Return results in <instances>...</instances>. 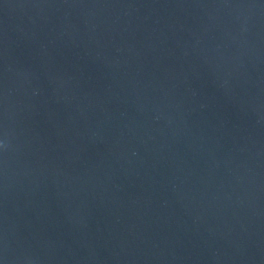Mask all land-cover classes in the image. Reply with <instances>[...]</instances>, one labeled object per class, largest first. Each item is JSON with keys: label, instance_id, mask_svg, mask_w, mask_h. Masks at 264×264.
<instances>
[{"label": "water", "instance_id": "95a60500", "mask_svg": "<svg viewBox=\"0 0 264 264\" xmlns=\"http://www.w3.org/2000/svg\"><path fill=\"white\" fill-rule=\"evenodd\" d=\"M0 264H264V0H0Z\"/></svg>", "mask_w": 264, "mask_h": 264}]
</instances>
